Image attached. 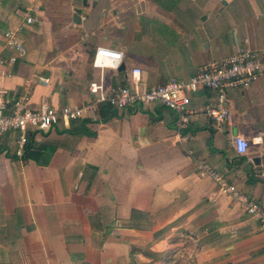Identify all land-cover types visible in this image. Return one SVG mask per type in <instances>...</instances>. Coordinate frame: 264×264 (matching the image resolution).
Returning <instances> with one entry per match:
<instances>
[{
  "label": "crops",
  "instance_id": "0c3cea01",
  "mask_svg": "<svg viewBox=\"0 0 264 264\" xmlns=\"http://www.w3.org/2000/svg\"><path fill=\"white\" fill-rule=\"evenodd\" d=\"M87 2L0 0V54L15 53L3 31L21 25L27 49L0 64V89L17 95L32 80L30 108L79 106L101 76L108 89L128 86L140 68V88L150 89L188 82L240 48L264 49V0ZM100 47L122 51L124 69L94 67ZM188 95L195 114L181 134L178 113L157 103L104 106L99 121L31 131L22 158L15 134L3 136L0 264H264V228L195 163L208 160L264 206V171L253 162L264 154V77L229 91L232 117L221 127L205 112L214 90ZM237 134L247 154L236 151Z\"/></svg>",
  "mask_w": 264,
  "mask_h": 264
},
{
  "label": "built area",
  "instance_id": "2783aa9c",
  "mask_svg": "<svg viewBox=\"0 0 264 264\" xmlns=\"http://www.w3.org/2000/svg\"><path fill=\"white\" fill-rule=\"evenodd\" d=\"M36 20L32 15L25 24ZM24 26H17L3 31L6 47L15 53L11 56L0 54V64H14L19 55H26L27 49L20 35ZM124 61L122 51L113 47L97 48L92 59L94 67L104 71L107 68L120 69ZM141 69L132 70L133 81L128 86L108 89L104 77L90 83V92L94 98L79 106L65 105L52 107L43 102L38 109L29 107L32 96V80H26L20 93L13 95L10 91L0 89V139L8 133L15 134L16 155L24 157L29 144V132H47L61 120H101V109L110 106L114 111L124 112L140 105L163 104L178 113V130L183 133L191 122L195 112L188 111L190 96L200 88L215 91V99L206 107L205 112L218 127L229 122L232 113L229 107L228 93L235 88H248L264 77V49L249 50L240 48L236 53L221 60H213L200 68L188 82L172 78L164 85L150 89L140 88ZM42 84L48 85V78L39 77ZM235 149L240 155L248 153L249 142L240 134L234 136ZM190 155L192 152H188ZM197 169L202 177L211 178L222 195L240 204L244 212L255 219L264 228V206L237 185L231 183L208 160L196 159Z\"/></svg>",
  "mask_w": 264,
  "mask_h": 264
},
{
  "label": "water",
  "instance_id": "95a60500",
  "mask_svg": "<svg viewBox=\"0 0 264 264\" xmlns=\"http://www.w3.org/2000/svg\"><path fill=\"white\" fill-rule=\"evenodd\" d=\"M88 0H83V6L86 7L88 5ZM124 69V66L122 65L120 67V70ZM254 164L256 166H262V170L264 171V154L261 156H257L254 160H253Z\"/></svg>",
  "mask_w": 264,
  "mask_h": 264
},
{
  "label": "trees",
  "instance_id": "16d2710c",
  "mask_svg": "<svg viewBox=\"0 0 264 264\" xmlns=\"http://www.w3.org/2000/svg\"><path fill=\"white\" fill-rule=\"evenodd\" d=\"M85 121H87V120H85ZM30 139H31V136H30ZM31 141V140H30Z\"/></svg>",
  "mask_w": 264,
  "mask_h": 264
}]
</instances>
